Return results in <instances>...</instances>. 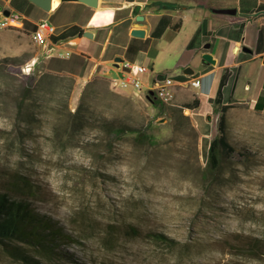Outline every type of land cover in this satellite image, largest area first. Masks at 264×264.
Here are the masks:
<instances>
[{"label": "rangeland", "instance_id": "1", "mask_svg": "<svg viewBox=\"0 0 264 264\" xmlns=\"http://www.w3.org/2000/svg\"><path fill=\"white\" fill-rule=\"evenodd\" d=\"M151 2L216 14L208 7L264 10V0ZM7 27L0 28V191L26 199L72 238L60 240L56 254L23 244L25 252L41 264H264V110L227 108L234 150L216 176L204 177L218 111L201 137L191 118L195 130L169 117L174 98L160 101L144 86L126 95L98 80L81 101L85 85L73 91L69 78L49 77L30 36ZM155 70L165 79L167 69ZM196 101L193 94L189 103ZM105 120L150 137L117 138L101 128ZM20 177L30 185L26 194L9 190ZM150 232L174 242L155 241ZM0 264L26 263L0 247Z\"/></svg>", "mask_w": 264, "mask_h": 264}, {"label": "crops", "instance_id": "2", "mask_svg": "<svg viewBox=\"0 0 264 264\" xmlns=\"http://www.w3.org/2000/svg\"><path fill=\"white\" fill-rule=\"evenodd\" d=\"M151 1L97 0L96 5H91L81 0H57L56 5L45 9L31 0H0V28L8 26L13 32L29 36L37 23L51 24L54 32L50 40L65 54L47 57L38 47L35 57L41 56L45 70L72 76L73 91L96 75L107 80L125 77L127 62L145 66L146 71L138 76L149 91L159 81L156 67L167 69L165 76L177 83V105L189 103L193 94L196 97V105L185 111L201 137L211 133L208 124L225 70L228 76L221 88V103L248 104L264 110L263 9L257 11L243 4L237 6L236 15L229 16L197 5L156 10L147 7ZM10 13L23 16L21 29L4 23ZM138 14L143 15L141 22L136 19ZM134 28L142 29L143 35H132ZM207 42L210 46L205 48ZM244 46L247 51L241 49ZM204 53H210L214 62L206 61ZM192 78L200 79L198 87L188 84ZM116 91L126 95L136 92L130 83Z\"/></svg>", "mask_w": 264, "mask_h": 264}, {"label": "trees", "instance_id": "3", "mask_svg": "<svg viewBox=\"0 0 264 264\" xmlns=\"http://www.w3.org/2000/svg\"><path fill=\"white\" fill-rule=\"evenodd\" d=\"M152 4V2L149 3L147 7L152 6ZM175 8L176 5L172 2H164L162 5L155 7L156 10ZM208 8L217 12V9L222 7L218 6ZM135 11L138 12L136 7ZM47 74L52 78L65 76L70 79L71 86L74 83V79L70 75L52 73L49 71ZM227 76L228 71L225 70L220 77L216 96L214 98V109L219 112L217 125L218 133L211 139L208 146L206 166L203 170L204 177L216 176L222 166L225 156L234 150L227 139L226 133V110L230 105H224L221 103V88L225 84ZM98 80L107 81L105 77L100 75L94 76V79L92 80L90 79L83 88L80 98L81 101L85 97L90 86ZM154 102L156 103V100H154ZM81 104L82 102H80L75 110L74 116H78L82 111ZM193 106L194 105L191 103L177 105L172 109V113L169 117L175 119L177 123H181L182 120L192 130H195L190 116L188 114H184L185 108H191ZM101 128L117 138L124 137L126 133H132L133 137L137 141L145 142L150 137L145 131L129 125L128 123L120 122L118 125H114L113 122L105 120L102 121ZM9 190L17 194H26L30 190V185H28V182L24 177H20L19 184L18 180L14 179V182L11 183ZM150 237L155 241L167 245H171L174 242L173 239L162 232H150ZM71 239H68L67 233L58 228V226L51 222L49 218H43V216L35 212L26 199L12 198L8 191H0V247L7 254L25 262L26 264H41L38 261H35L29 253L25 252L26 249L23 244H28L30 246L29 248H34L42 254L52 255L58 253L54 248L60 240L69 242ZM65 256H67V254H65Z\"/></svg>", "mask_w": 264, "mask_h": 264}, {"label": "built area", "instance_id": "4", "mask_svg": "<svg viewBox=\"0 0 264 264\" xmlns=\"http://www.w3.org/2000/svg\"><path fill=\"white\" fill-rule=\"evenodd\" d=\"M23 16L19 13H10L5 16L4 23L8 25H15V28L21 29L23 27ZM54 32V27L47 22H39L33 31L29 33L30 39L33 44L39 47L45 56L52 55L62 56L65 53L60 52L57 49L55 43L50 40L51 35ZM68 54V53H66ZM34 64V59L30 65H27L28 69ZM124 67L127 69V75L125 77H111L108 82L109 86L113 90H117L124 85L130 83L135 89L141 90L142 81L138 76L139 73L145 72L146 68L143 65L125 63ZM192 87H198L200 85L199 78H192L188 83ZM177 85L172 77H165L161 81L154 83L153 89L149 90L152 95L163 102H170L174 98V87Z\"/></svg>", "mask_w": 264, "mask_h": 264}, {"label": "water", "instance_id": "5", "mask_svg": "<svg viewBox=\"0 0 264 264\" xmlns=\"http://www.w3.org/2000/svg\"><path fill=\"white\" fill-rule=\"evenodd\" d=\"M31 1L45 9H49L51 7V0H31ZM81 1L87 2L91 5H96L97 3V0H81ZM217 12L222 13V14L235 15L237 12V9L236 7H223V8L217 9ZM136 19L141 22L143 20V15L142 14L136 15ZM131 34L135 36H142L143 30L139 28H134L131 30ZM209 46H210L209 42L205 43L204 45L205 48H208ZM241 49L244 51L248 50L247 47L245 46L242 47ZM203 58L208 62H214L210 53H204ZM116 60H120V58L116 57ZM263 63H264V57H263ZM148 93L151 94V92H148Z\"/></svg>", "mask_w": 264, "mask_h": 264}, {"label": "bare ground", "instance_id": "6", "mask_svg": "<svg viewBox=\"0 0 264 264\" xmlns=\"http://www.w3.org/2000/svg\"><path fill=\"white\" fill-rule=\"evenodd\" d=\"M56 3H57V0H51V6H52V7H53L54 5H56ZM12 26L15 27V25H12Z\"/></svg>", "mask_w": 264, "mask_h": 264}]
</instances>
